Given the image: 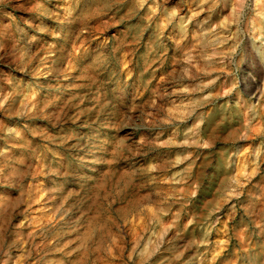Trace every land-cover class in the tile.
Segmentation results:
<instances>
[{"label": "rangeland", "instance_id": "obj_1", "mask_svg": "<svg viewBox=\"0 0 264 264\" xmlns=\"http://www.w3.org/2000/svg\"><path fill=\"white\" fill-rule=\"evenodd\" d=\"M0 264H264V0H0Z\"/></svg>", "mask_w": 264, "mask_h": 264}, {"label": "bare ground", "instance_id": "obj_2", "mask_svg": "<svg viewBox=\"0 0 264 264\" xmlns=\"http://www.w3.org/2000/svg\"><path fill=\"white\" fill-rule=\"evenodd\" d=\"M253 84V83H252ZM254 88V87H253ZM164 231H166V229L164 228ZM164 231H163V233H164ZM163 235V234H162Z\"/></svg>", "mask_w": 264, "mask_h": 264}]
</instances>
